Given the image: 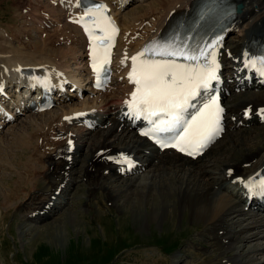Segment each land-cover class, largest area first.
I'll list each match as a JSON object with an SVG mask.
<instances>
[{"label":"bare ground","instance_id":"6f19581e","mask_svg":"<svg viewBox=\"0 0 264 264\" xmlns=\"http://www.w3.org/2000/svg\"><path fill=\"white\" fill-rule=\"evenodd\" d=\"M51 1H54L55 6L42 0L31 2L33 5L30 3L28 6L31 10L43 11L42 13L49 10L47 13L52 16L50 20L48 19L49 22L41 21L39 17L22 15L24 20L32 19L33 23L40 24V27L44 28L38 42H34L32 39L28 43L18 41L16 48L4 43L5 37H0V81H4L5 85L11 84L8 73L14 75V70L18 66H29L30 75L36 76L37 79L43 76L57 79L63 77V73H67L74 84L80 85L81 81L85 80L87 48L83 34L75 24L63 21L65 23H62L60 27L54 25V21L61 22L64 14L66 19L80 16L81 13H77L74 8V5L80 0ZM102 1L108 4L115 2V0ZM122 1V5L128 3V0L119 2ZM196 1L198 0H150L149 7L156 5L152 11L154 14L143 16L145 7L139 5L138 11L134 9L130 14L123 16L124 23H120L122 28L125 26L122 31L123 40H128L129 43L119 45L122 50L121 54L126 53L127 50L129 55L140 53L153 41L160 42L167 34L174 35L170 31L171 27L173 24L177 26L179 16L186 19L191 14ZM229 1L237 2L240 11L229 28L221 33L220 42L222 45L217 50L222 66L223 84L226 89H232L230 91L232 94L227 99L226 96L224 97L227 125L224 134L215 142L216 145L227 135H232L231 138L236 140L237 135L234 137V134L238 130L242 131L238 137L246 138L245 132L252 130L256 132L254 129L259 128L257 125L264 124V119L260 117V114L264 113L261 112L264 110V86L253 83L248 87L243 82L241 84V87H245L243 92L240 91L236 96L232 92L236 87L235 77H241L244 74V70L240 74L237 73V70L242 65L241 57L253 47L250 40L259 39L264 43V0ZM117 3L118 0L116 5ZM46 23L49 28H52V31L47 36H41L48 31ZM70 28L73 31L72 34L68 33ZM231 28L237 31L236 35L228 37ZM1 30L3 29L0 28V33H2ZM14 31L15 39L8 33V38L12 39L11 41L19 40L18 38L26 33L25 29ZM62 41L67 44L71 43V45L67 46ZM27 49L33 53L42 52L46 56L33 57L31 52L28 53L29 50L26 51ZM71 59L75 64H81L82 71L85 72L83 74L85 77L80 80L67 71ZM39 65H43V67L38 68ZM128 67L127 61H122L119 66H116V71L121 74L122 81L115 84L112 91L108 92L109 94L98 92L91 101L83 100L82 105L81 102L75 103L72 98H69L72 102L65 105L67 108L62 106V113L50 121L48 120L46 128L36 129L30 134L25 133L26 137L24 134L23 136L15 134L12 137L10 147L16 149L12 152V161L20 172L16 174L17 178L13 180L15 182H10L14 173L11 166L4 167L9 170L7 182L10 183L12 189L6 197L3 196V200L4 197L5 200L24 198L26 197L24 193L33 189L27 195V201L23 202L26 211L23 218L26 222L47 224L46 222L53 215L55 216L60 210L64 211L73 203L72 196L74 194L71 191L77 186L75 176L79 172L77 169L79 162L83 168L81 177L88 187L86 190L88 204L95 202L94 199L99 194L105 198V195L99 192L100 190L110 189L112 194L116 193L121 196L122 193L134 186V179L150 170L148 173L150 172L151 175L148 180L143 177V180L138 183L141 185L147 183L146 189L142 191L136 187V195L139 197L143 196V193H149L150 186L154 185L155 190L159 188L157 190L159 198H154L156 210L162 206L168 211L173 208L179 209L180 214L185 215L187 222L189 220L193 225L201 226L197 234L185 240L181 244V249L174 255L170 257L157 256L159 264H264V215H259L257 208L254 209V200H250L252 193L246 187V184L256 183L257 179L264 175V153L260 155L257 151H253L241 160L232 161V159H228L232 154H229L227 159H220L219 154L226 150H220L221 152L217 150L212 159L205 162L203 157L215 144L196 159L184 157L171 149L157 150L148 141L139 137L133 129H129L125 121L121 119V112L124 110L123 95L126 92L129 94L131 91V87L127 84ZM27 85L32 86L28 83ZM18 86H20L19 83L14 84L12 87L15 89H11L14 94H17L13 95L16 96L13 100L17 105L20 103L19 101L24 100L22 94L16 93ZM257 86H260L261 89L253 90ZM24 88L27 92L32 93L31 89ZM83 109L93 110L83 116L82 122L86 125L88 123L95 125L97 132L94 133V130L90 131L79 127L77 133H74L71 131L72 127L62 121L63 115ZM246 110L249 111L248 116L245 115ZM38 116L39 114H37ZM96 134H99L100 137H96ZM62 138H66V140L63 142ZM39 139L41 140L38 141ZM70 140H73V149L69 147ZM83 147L88 150L82 159ZM126 153L135 163L130 171L125 170V162H123V155ZM210 162L211 164H209ZM4 163H8V161L3 160ZM152 169L155 170L154 173ZM229 170H231V174ZM3 174H6V171ZM41 174L43 177L40 176ZM238 176L242 177L241 181L236 180ZM1 179L7 184L5 177L2 176ZM118 180L125 184L117 183V186L115 182ZM153 193L151 192L150 198ZM106 197L109 198V195L106 194ZM123 203H127L126 199L123 200ZM65 205L67 206L65 207ZM149 217L152 216L149 215Z\"/></svg>","mask_w":264,"mask_h":264},{"label":"rangeland","instance_id":"374dc122","mask_svg":"<svg viewBox=\"0 0 264 264\" xmlns=\"http://www.w3.org/2000/svg\"><path fill=\"white\" fill-rule=\"evenodd\" d=\"M25 1L28 7L31 2L34 3L37 0ZM25 1L0 0V27L3 29L1 30L2 33H0V37H5L3 42L13 47L18 46V41L28 43L32 39V41L38 42L40 33L44 29L40 27V30H37L36 24L31 25L33 23L32 19H30L31 23L26 19L24 21L21 8L25 4ZM149 1L150 0H145L141 4L145 7V14L143 16L154 14L152 11L156 5L149 7ZM53 5L55 6V4ZM139 5V2H131L124 10L119 11L118 8L116 9L117 18H120L119 21L121 20V24L124 23L122 19L123 16L130 14L134 9L138 11L137 8ZM42 9H45V7H42ZM34 13L37 14L38 12ZM40 13L43 17L45 16L44 13ZM63 21L65 20L63 19ZM24 23L26 28L23 26ZM18 29L20 31L25 29L28 34L20 36L17 41H11L12 39L8 38V33L15 39L14 30ZM234 32L230 36L236 35V32ZM4 33L6 34L4 35ZM39 53H32L33 57L37 56V54L40 55L38 57L44 55L42 52ZM70 63V69L75 72L73 73L71 71V74L79 76L80 67L73 64L72 60H70ZM121 81V76L117 75L114 82L120 83ZM114 82L112 84L113 87L116 84ZM239 93L240 92L234 91L233 94L236 96ZM88 95L90 99L95 96V94ZM62 109L63 107L57 104L55 107L48 110H52L51 112L45 111V114L44 112L25 113L13 123L3 127L0 131V264H159V257H170L174 255L181 249V244L185 240L197 234L201 226H195L189 220L187 222L185 215L183 213L180 214L181 211L179 209L176 210L173 208V210L171 209V211H168V209L166 210V208L162 206L159 208L160 211H158L159 209L156 210L154 200L159 198V192L157 193L159 188L155 190L154 185L150 186L149 193H143L145 197H138L136 195L137 188H140L142 191L146 189L147 183L146 185L145 183L142 185L138 183L143 180V177L148 180L151 175L149 174L150 172L148 173L150 170L145 172L143 174L144 176L142 175L138 178L132 177L136 178L134 179V186L122 193L121 196L116 193L112 194L110 189L100 190L99 192L104 194L105 198L99 194L94 199L95 202L88 204V195H86L88 194L86 191L88 187L81 177L83 176V168L79 162L77 164L79 172L77 176H75L77 186L71 191L73 192L72 194H74V196L71 195L73 203L68 208L64 209V211L60 210L55 216L53 215L48 222H46L47 224H44V222H26L23 218V215L26 213L23 202L27 201V195L29 192L33 191V189H30L31 191H28V193L25 192L24 195H26V197L24 198L5 200V197L11 192L12 187H10V183L7 182L9 170H6L4 167L7 165L8 168L10 166L12 168L11 170L14 175L10 182H15L13 180H16V174L20 172L14 161H12V152L16 150L14 147H10L13 140L12 137H14L15 134L17 136H23L24 134L26 137L27 134H30L36 129L46 128V124L48 125L51 119L59 116L62 113ZM37 114H39L38 117ZM40 121L45 124L43 123L42 125ZM69 126L72 127V132L77 133L79 125ZM257 126L259 128L254 129L256 132L253 130L245 132L247 134L246 138L238 137L239 133L242 132L241 130L236 131L234 134V137L237 135L236 140L231 138L232 135H227L221 139L217 145L215 144V146L211 148L209 153L206 154L207 156L205 155V157H203V161L207 162L208 159H212L217 150H219L218 152L226 150V152L219 154L220 159H227L226 157L232 154L233 157L229 155L228 158L232 159V161H236L237 159L241 160L253 151H257L262 155L264 153V124H258ZM95 132H97V130H94V133ZM98 135L96 134L95 136L99 138L100 136ZM40 140L41 139L38 141ZM62 140L64 142L66 138H62ZM86 150H88V148L83 147L82 159L86 155ZM3 160H7L8 163L3 164ZM209 164H211V162ZM5 171L6 174H3ZM152 171L153 173L155 172L154 169H152ZM2 176L6 178L7 184L2 181ZM40 176L43 177L42 174ZM115 183L116 185L117 183L121 185L124 182L118 180ZM161 187H163V185H161ZM164 189L166 190V186ZM151 192L156 194L154 196L153 193L150 198ZM106 194L109 195V198L106 197ZM3 196H5L4 200ZM124 199L127 201L125 204L123 203ZM121 205L125 207L123 208ZM66 206L67 205H65V207ZM149 215L152 217H149ZM149 219L153 220V222H151V220L149 222ZM199 248L200 246L198 249ZM204 250L206 251V249Z\"/></svg>","mask_w":264,"mask_h":264},{"label":"snow or ice","instance_id":"6c2138e0","mask_svg":"<svg viewBox=\"0 0 264 264\" xmlns=\"http://www.w3.org/2000/svg\"><path fill=\"white\" fill-rule=\"evenodd\" d=\"M106 12L107 6L98 3L85 13L93 18V28L89 29L85 25V30L94 42L92 66L98 74L107 72L111 41L118 32ZM95 30H99L101 35H95ZM178 40L179 36L176 35L166 42L153 41L150 46L131 57L129 79L135 85V90L127 103L134 118L143 117L151 122L153 134H160L164 141H174L161 143L162 147H177L181 152L187 151L188 155H198L222 131L221 114L224 110L216 99L210 97V102L205 103L190 119H185L184 113L200 91L210 88L211 82L218 79L216 70L219 65L215 52L218 41L189 51L187 45L182 41L177 43ZM155 56L165 59L150 58ZM169 57H182L195 64L178 63L176 59H167ZM202 58L204 63L201 66ZM248 63L253 68L259 65L258 70L264 75V55L249 59ZM143 134L149 135L148 132ZM123 162H128V158L124 157ZM246 187L250 193L264 196V180L259 184L248 183Z\"/></svg>","mask_w":264,"mask_h":264}]
</instances>
